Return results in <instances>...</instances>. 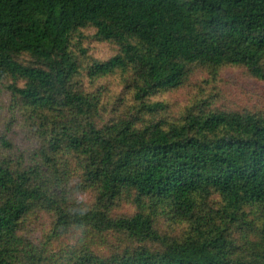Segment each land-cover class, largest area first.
<instances>
[{
	"label": "trees",
	"instance_id": "16d2710c",
	"mask_svg": "<svg viewBox=\"0 0 264 264\" xmlns=\"http://www.w3.org/2000/svg\"><path fill=\"white\" fill-rule=\"evenodd\" d=\"M228 70L264 85V0H0V264H264Z\"/></svg>",
	"mask_w": 264,
	"mask_h": 264
},
{
	"label": "rangeland",
	"instance_id": "374dc122",
	"mask_svg": "<svg viewBox=\"0 0 264 264\" xmlns=\"http://www.w3.org/2000/svg\"><path fill=\"white\" fill-rule=\"evenodd\" d=\"M91 53L94 57L103 59L109 57L112 51L108 47L97 45L91 46ZM199 78H196L193 83H196ZM223 79V83L218 85V93L225 97L229 96L232 99L237 97L241 102L239 104L244 107L259 103L264 95V85L250 79L245 72L240 70H228L224 74ZM234 100L237 101L236 99Z\"/></svg>",
	"mask_w": 264,
	"mask_h": 264
}]
</instances>
